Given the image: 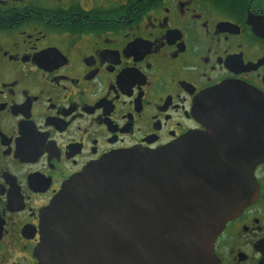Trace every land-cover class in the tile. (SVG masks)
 Here are the masks:
<instances>
[{
    "label": "flooded vegetation",
    "instance_id": "obj_1",
    "mask_svg": "<svg viewBox=\"0 0 264 264\" xmlns=\"http://www.w3.org/2000/svg\"><path fill=\"white\" fill-rule=\"evenodd\" d=\"M241 91L264 96V0H0V264H38L42 212L108 155L256 147L222 123ZM254 180L217 264H261L264 163Z\"/></svg>",
    "mask_w": 264,
    "mask_h": 264
},
{
    "label": "water",
    "instance_id": "obj_2",
    "mask_svg": "<svg viewBox=\"0 0 264 264\" xmlns=\"http://www.w3.org/2000/svg\"><path fill=\"white\" fill-rule=\"evenodd\" d=\"M226 90L203 97L207 121L209 97L234 101ZM235 100L239 115L228 110L222 123L256 147L215 162L187 136L156 152L106 156L42 212L38 264H217L215 242L255 199L254 170L264 163V96L241 91Z\"/></svg>",
    "mask_w": 264,
    "mask_h": 264
}]
</instances>
